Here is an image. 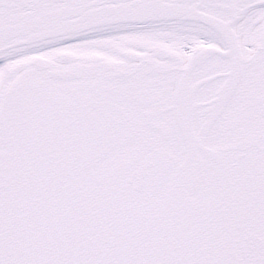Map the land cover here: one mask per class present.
<instances>
[{
	"label": "snow or ice",
	"instance_id": "snow-or-ice-1",
	"mask_svg": "<svg viewBox=\"0 0 264 264\" xmlns=\"http://www.w3.org/2000/svg\"><path fill=\"white\" fill-rule=\"evenodd\" d=\"M0 264H264V0H0Z\"/></svg>",
	"mask_w": 264,
	"mask_h": 264
}]
</instances>
